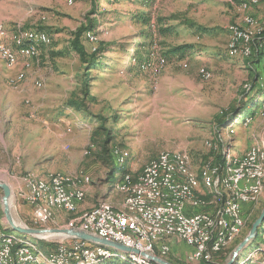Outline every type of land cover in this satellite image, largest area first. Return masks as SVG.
Wrapping results in <instances>:
<instances>
[{"label":"rangeland","instance_id":"rangeland-1","mask_svg":"<svg viewBox=\"0 0 264 264\" xmlns=\"http://www.w3.org/2000/svg\"><path fill=\"white\" fill-rule=\"evenodd\" d=\"M244 1L0 0V27L6 30V45H12L11 34L16 30L39 29L50 38L39 45L35 57L19 58L12 67L0 58V181L12 188L10 209L15 220L29 222L30 214L25 220L21 217L19 205L24 203L16 196V188L29 173L69 174L79 180L82 189L92 180L105 186L112 183L120 193L114 185L123 174L114 168L123 166L124 172L139 173L160 151L185 152L197 170L204 161H220L219 153L209 149L207 140H214L218 147L228 140L237 154L254 144H264V109H259L264 86L256 79L261 67L252 61L253 53L248 58L227 50L230 24L245 28L249 15L264 27V0L256 5H244ZM88 18L94 28L79 39L85 52L81 59L71 41L77 28L88 25ZM196 26H204L206 31ZM182 44L191 46L184 56L170 52ZM98 45L103 48L97 55L100 59L91 66L88 55ZM261 49L264 51V43ZM146 58L154 68L141 67ZM17 74L22 78L16 79ZM70 101L84 104L86 111L70 106ZM233 107L240 108L236 117L220 122ZM98 115L109 121L117 118L109 145L113 146L107 154L96 144L98 134L92 141ZM246 117L251 119L243 125ZM229 125L236 128L234 133L227 131ZM115 146L121 161L112 153ZM1 195L0 189L3 231L7 225ZM263 205L264 190L257 201L246 205L238 236L211 253L214 258L224 251V260L202 259L206 263L199 264H224ZM263 229L264 221L258 229L260 240L254 238L236 264H264ZM56 240L60 243L48 250L35 241L45 255L53 257L48 259H59V245L67 243ZM187 258L188 262L180 264H195ZM96 261L92 264H129L111 257Z\"/></svg>","mask_w":264,"mask_h":264},{"label":"bare ground","instance_id":"bare-ground-1","mask_svg":"<svg viewBox=\"0 0 264 264\" xmlns=\"http://www.w3.org/2000/svg\"><path fill=\"white\" fill-rule=\"evenodd\" d=\"M258 1L245 0L243 4H254ZM68 2L70 3V1ZM253 18V16L249 15L245 17L249 26L253 23ZM230 25L227 30L228 52L232 55L239 54L248 57V53H252L251 43L255 35L261 32L264 27L256 19H254V26H250V29H245L235 24ZM6 34V30L0 27V58L9 67L17 64L19 58L28 60L29 58L35 57L38 53L39 45H44L50 40L48 34L39 29L32 28L26 31L16 30L11 34L13 39L12 47L4 43ZM262 55L264 61V53ZM141 64V67L144 68L151 67L150 60L147 58ZM202 72H206V75H208L207 71L202 70ZM21 78V74L16 75V79ZM258 79L259 84L264 86V78L261 79L258 76ZM36 84L40 85L39 82ZM259 109L260 111L264 109V99L260 102ZM250 119L251 117H246L243 125L249 123ZM226 128L229 133L236 131L234 130L236 128L231 125L226 126ZM220 143L221 145L218 147L214 140L206 141L209 149L213 150L212 152L216 151L219 153L220 161H204L197 170L193 167L187 154L183 151L163 150L158 152L155 157L145 164L141 172L133 175L129 174V172L124 173L115 183L114 188L122 194L120 208H115L106 201H98L85 213L71 218L67 222L66 227L72 228L76 223L84 219V217L97 214L98 204L101 203L104 210L115 212L122 216L124 221H131L137 225L139 235H151L154 226V232L156 234H164L166 232V237L182 238L181 230H178L176 227L166 229V225H162L160 216L148 215L146 209L140 208L136 203L141 199L159 195L160 179L157 178L166 171H172L175 184L181 189V194L190 195L192 203H196V206L209 207V211H213V218L211 216H203L201 219V227L217 226V219H220L222 214L223 199L224 202H228L229 215L237 216V201H232L231 182L229 178H234L235 175H243V178H252V180H255L254 189L249 193L248 203L257 201L264 190V144H254L245 153L237 154L235 145L228 144V140ZM118 148L115 146L112 149V153L118 161H121L122 157ZM212 165H218L219 167V177L216 179H213V173H209L210 166ZM22 179L27 184V195L33 196L35 206H37L40 212H44L45 215L54 216L55 209L69 213L75 212L77 202L84 197V190L81 188L79 180L69 174L50 172L46 176H37L29 173ZM21 182L19 188L23 187V180ZM78 193H81L79 197H72L66 201H63L60 195H78ZM243 212L239 214L234 230L226 237L225 228H218L213 231V237H210V240H206L205 234H195V246H199L197 251H195V259L205 260L206 256L210 257L211 253L218 252L226 243L238 236L244 224ZM4 230H0V246L2 242H9L16 251L26 253L22 259L14 261V264H92V261L105 257L117 258L129 264H147L134 252L110 254L108 249L111 248L92 245L86 241H83L84 249L90 252H97L96 254L87 255L78 261L65 258L48 259L53 257L45 255L35 240L16 232L8 231L5 228ZM224 237L225 239L223 240ZM12 242H15V244ZM55 243L58 244L60 241L58 242L56 240ZM145 243L146 248L151 254L162 257L169 252L167 248L160 247L158 241H153V236H145ZM59 246L61 250H67L66 245L61 243ZM80 252L81 244H71V253L73 255H80ZM64 259L70 260L71 262H67Z\"/></svg>","mask_w":264,"mask_h":264},{"label":"built area","instance_id":"built-area-1","mask_svg":"<svg viewBox=\"0 0 264 264\" xmlns=\"http://www.w3.org/2000/svg\"><path fill=\"white\" fill-rule=\"evenodd\" d=\"M254 19L256 18H253V23L250 26H254ZM250 26H246L245 29L250 28ZM153 57H155V54ZM250 57L251 53H248V58ZM258 76L261 79L264 78V61L261 63V72ZM209 173H213V179L219 177L218 165L210 166ZM157 179H160L159 195L141 199L136 203L140 208L146 209L148 215L160 216L162 225H166V229H169V227H176L178 230H181L182 238L176 239L183 241L186 245L191 247V251L187 257L197 262H203V260L195 259V251L199 248V246H195V234H205L206 240H210V237H213V231L218 228H225V237L228 236L237 225L239 214H241L245 210L246 205H248L249 193L254 189V184L256 183L252 178H243V175H235L234 178H229L231 182L232 201H237V216L229 215L228 202H224L223 199L222 214L221 218L217 219V226L201 227V219L203 216H211V218H213V211H209V207L196 206V203H192L190 195L181 194V189L175 184L172 171L164 172ZM22 180L23 187L16 188V196L20 202L30 207L29 222L40 227L50 226L54 217L45 215L44 212H40V210L37 209V206H35L33 202V196L27 195V184L24 183V179ZM60 195L62 200L66 201L72 197H79L81 193H78V195ZM74 227H79L83 230L95 233L104 239L113 240L131 249L137 250L135 254L139 255V258L143 259L147 264L159 263L143 255L150 253L146 248L145 236H153V241H158L160 247L170 250L168 244L170 237H166V232H164V234H156L153 226V233H151V235H139L137 225L131 221H124L123 217L115 212L104 210L101 203L98 204L97 214L84 217V219L76 223ZM58 240H65L67 243V250H58V256H60V258L78 261L85 258L87 255L97 253L86 251L82 240L74 238ZM71 244H81L80 255H73L71 253ZM25 254L26 253L16 251L9 242H2L0 246V264H14V261L22 259ZM213 259V257L209 256L205 258V260Z\"/></svg>","mask_w":264,"mask_h":264},{"label":"water","instance_id":"water-1","mask_svg":"<svg viewBox=\"0 0 264 264\" xmlns=\"http://www.w3.org/2000/svg\"><path fill=\"white\" fill-rule=\"evenodd\" d=\"M0 189L2 191L1 204H2L3 215L6 220L7 229L12 232H16L18 234L24 235L27 238H30L36 241H53V239L74 238V239L86 241L92 245H100V246H104L107 248H111L113 250H116L122 253H129V252L137 253V250L124 246L123 244L119 242L104 239L95 233L83 230L79 227H72V228L53 227V226L33 227L24 222H18L13 217L11 209H10V199H11V193H12L11 186L3 181H0ZM263 221H264V205L261 208V211L259 215L257 216V218L252 222L248 232L231 250L224 264H236V260L238 256L240 255V253L244 249H246V247L256 237L258 233V229ZM143 255H145L150 260L155 261L159 264H173L167 259L151 254V253H146Z\"/></svg>","mask_w":264,"mask_h":264},{"label":"trees","instance_id":"trees-1","mask_svg":"<svg viewBox=\"0 0 264 264\" xmlns=\"http://www.w3.org/2000/svg\"><path fill=\"white\" fill-rule=\"evenodd\" d=\"M144 21H146V19H144ZM92 22H93V20L91 18H88V25L80 26L79 28L76 29V31L73 34V39L71 41V46H72V49L75 51V53L81 57V59L85 58V52H84V49H83L82 45L80 44L79 39H80L81 36L86 38V33L88 31H92L93 30L94 26H93ZM189 26L193 27L192 24H190ZM196 28L199 31H206V27H204V26H196ZM41 29H43V28H41ZM261 33H262L261 35L259 34L260 36L259 35L255 36L253 41H252V43H251L252 53H253V54L252 53L251 54H252V56H255V59L252 60V61H254L256 63L257 62L261 63V57H262V54L264 52L263 49H261V47H263V43H264V29H263V32H261ZM255 40H256V42H255ZM189 47H191V46H188L187 44L175 45V46H173L170 49V52L178 53L179 55L184 56L186 54V51H187V49ZM95 49L96 50L93 51L92 54L88 55V63H90L91 66H94L95 63H98L100 58H98L97 55L103 48H102V46L98 45ZM137 51H136V53H137ZM138 61H141V59L138 60ZM84 93H86V90H84ZM244 95H246V94H244ZM68 104L70 106H72V107H75L76 109H80V110L86 111L85 107H84V104H82V103H77V102H74V101H70V102H68ZM239 111H240L239 107H233L231 109V111L229 112L231 114L228 115L227 117L221 118L220 122H231L236 117V115L239 113ZM116 119L117 118H114V116H113V120L109 121L108 118L105 117V116H102V115H100V116L98 115L97 116L98 125L95 128V130H94L92 141L93 142L96 141L95 140V136H97V134H98V136H100V138H99L100 140L96 141V144L98 145V147L100 148V150L102 151L103 154H107L108 151H111V148L113 146V145L112 146H109V145L111 144V142H112V140L114 139V136H115V132L114 131H116V125H117ZM111 156H112V153H111ZM114 169L115 170L117 169V172L120 173V174L121 173L122 174L127 173V172H124L126 170L124 169L123 166H118V167H116ZM27 224L30 225V226H33V227H40L38 225H34L31 222H27ZM256 240H260V237L258 236V233H257V235L255 237V241ZM39 242H42V246L47 248L45 250L53 248L54 245H55L54 241H39ZM257 247H258V244H257ZM214 258L217 261H221V260L223 261L224 258H225L224 251L219 253L218 255L214 256ZM118 263L127 264V263H122L120 261ZM203 263H206V262H203Z\"/></svg>","mask_w":264,"mask_h":264},{"label":"crops","instance_id":"crops-1","mask_svg":"<svg viewBox=\"0 0 264 264\" xmlns=\"http://www.w3.org/2000/svg\"><path fill=\"white\" fill-rule=\"evenodd\" d=\"M248 13H254V10H251V11L249 10ZM15 26L16 25L13 26L14 27L13 29L16 28ZM11 43H12V40H11ZM10 46L13 47V43ZM249 62L250 60L247 61V63ZM252 63L254 64V62ZM247 65L251 67L249 64ZM259 66L261 67V63H259ZM256 79H257V83L259 84L258 76H256ZM118 179L119 178H116L115 180H118ZM83 189H84V197L77 202V208L75 212L69 213V212H64L63 210L55 209L54 216H53L54 220L50 224L51 226H66L67 222L71 218L77 216L78 214L85 213L98 201H106L110 203L112 206H114L115 208L121 207L122 195L116 192L112 188V183L108 186H105V183L99 184L96 181L92 180L90 185L84 184ZM19 209L21 211V217H23L25 220L28 214H30V211H31L30 207L24 204V205H19ZM168 244H169L170 250L167 253V255H165L163 258L167 259L173 264H180L183 261L184 262L189 261L187 256L189 255L191 251L190 246L186 245L183 241L176 239V238H170V240H168ZM191 262H194L195 264L202 263L201 261L200 262L191 261Z\"/></svg>","mask_w":264,"mask_h":264}]
</instances>
